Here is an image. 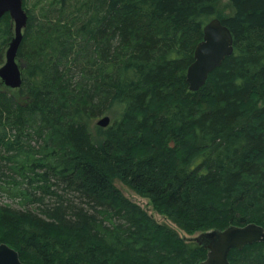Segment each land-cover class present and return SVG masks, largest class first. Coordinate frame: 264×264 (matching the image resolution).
Wrapping results in <instances>:
<instances>
[{"label":"trees","instance_id":"1","mask_svg":"<svg viewBox=\"0 0 264 264\" xmlns=\"http://www.w3.org/2000/svg\"><path fill=\"white\" fill-rule=\"evenodd\" d=\"M222 2L59 0L42 15L27 10L23 86L0 87V150L10 153L0 191L36 208L1 207L0 243L27 264H200L207 251L183 235L264 227V0H229L232 13L220 17ZM214 18L231 30L234 53L191 92L187 70ZM10 22L0 20V61ZM114 106L121 119L95 134L91 122ZM115 179L177 229L125 199ZM229 259L264 264V243Z\"/></svg>","mask_w":264,"mask_h":264},{"label":"water","instance_id":"2","mask_svg":"<svg viewBox=\"0 0 264 264\" xmlns=\"http://www.w3.org/2000/svg\"><path fill=\"white\" fill-rule=\"evenodd\" d=\"M9 15L14 27V37L6 52V62L0 68L1 83L9 89H20L24 83L19 51L28 27L29 14L24 0H0V20ZM234 53V37L223 22L214 18L206 24L203 40L196 46L194 62L187 70L186 81L191 92H199L208 82L209 76ZM111 124L108 116L98 121V126L107 128ZM185 241L197 243L207 251V258L200 264H231L229 255L233 249L243 250L248 245L264 243V227L257 224L231 226L224 230L204 232L196 237L184 236ZM0 264H27L19 253L6 243L0 244Z\"/></svg>","mask_w":264,"mask_h":264},{"label":"rangeland","instance_id":"3","mask_svg":"<svg viewBox=\"0 0 264 264\" xmlns=\"http://www.w3.org/2000/svg\"><path fill=\"white\" fill-rule=\"evenodd\" d=\"M58 2H59V0H27L25 9L32 11V13L35 15H42L48 8H50L54 4H58ZM81 3H82V1H80L78 4H76V2L73 1L71 9H74L75 6H80ZM218 11H219L218 16H220V17H225L226 15L231 14L232 13V7L229 3V0H223V2L218 6ZM11 25H12V23H11ZM12 33H13V37H14L15 31H14L13 25H12ZM8 46H9V44L6 47H4V50L2 52V58L0 61V68L6 62V52H7ZM19 63L21 64L22 68L24 69V65H23L21 60ZM0 87L5 88L4 85H1ZM12 90H13V92H18L17 91L18 89H12ZM122 110H123L122 106H114L112 109V112H110L108 114H103V115H100L99 117H97L94 121L91 122L92 131L96 134L97 127H99L98 121L105 116L110 117L111 124L115 123V121H117V120H120L121 117L123 116V114H121L123 112ZM163 115L164 114H160V116H157L158 119L163 120V118H162ZM164 125L166 126L167 123H164ZM99 128H101V127H99ZM32 144H34V143H32ZM180 145H182V143ZM188 145H189V143H188ZM169 146L172 149H176L177 147L179 148L178 143L175 142V140H173V139L169 140ZM9 154L10 153H8L7 150H3V149L0 150V158L2 157L4 159H7L9 157ZM8 173H9V171H8ZM114 187L125 199L129 200L130 202H132L134 204L139 205L153 219H155L159 224H165V225H168L170 227H173L174 229H177L176 225L172 222L171 219H169L167 216L161 214L160 212H158V210H156V208L154 207L150 198L145 197L144 195H141L139 192H137L135 189H133L132 187H130L128 184H126L125 182H123L120 179L114 180ZM20 200L21 199H19V198H17V199L11 198L7 191H4V190L0 191V208L7 206L8 208L13 209V210H17V211H27V210L33 211V209L36 208L34 206L24 205L21 203ZM208 232H211V231H208ZM199 234H201V233H195L193 235H187V236L188 237H196ZM183 236H185V235H183ZM10 247H12V246H10Z\"/></svg>","mask_w":264,"mask_h":264},{"label":"bare ground","instance_id":"4","mask_svg":"<svg viewBox=\"0 0 264 264\" xmlns=\"http://www.w3.org/2000/svg\"><path fill=\"white\" fill-rule=\"evenodd\" d=\"M17 251V250H16ZM18 252V251H17ZM19 253V252H18ZM19 255H20V253H19Z\"/></svg>","mask_w":264,"mask_h":264}]
</instances>
